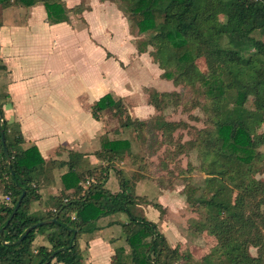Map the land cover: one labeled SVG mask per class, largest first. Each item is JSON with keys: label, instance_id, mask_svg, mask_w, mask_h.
I'll return each mask as SVG.
<instances>
[{"label": "trees", "instance_id": "1", "mask_svg": "<svg viewBox=\"0 0 264 264\" xmlns=\"http://www.w3.org/2000/svg\"><path fill=\"white\" fill-rule=\"evenodd\" d=\"M113 1L128 21L137 51L151 48L160 77L174 86L191 88L193 100L182 111L189 112L200 99L208 101L209 107L201 127L182 119L170 120L164 111L181 105L180 93L146 86L148 103L155 111L148 120L132 117L122 98L110 93L92 104L93 118L98 119L108 108L119 127L134 132L139 142L150 127L159 144L173 145L175 159L187 150L195 152L197 165L188 161L179 168L180 173L188 174L182 192L200 215L193 228L212 235L216 247L192 259L191 264H264V128L256 139L252 136L256 122L264 124V39L252 34L264 29V0ZM37 3L44 6L51 24L69 22L71 12L80 14L85 9L81 4L68 7L64 0H0L2 7ZM201 59L203 65L199 64ZM0 112V128L10 157L7 163L0 136V182L3 194L9 197V201L0 200V264H80V237L92 235L100 217L118 212L128 217L127 222L118 221L128 247L126 252L124 247L116 250L121 253L119 264H178L185 260L156 222L133 211L137 205L151 202L132 191L129 177L115 169L119 190L111 192L105 186L109 169L126 157L138 166L133 173L135 180L146 176L144 157L132 153L128 139L102 137L96 156L104 164L81 173L72 164L73 155L80 153L69 151L65 161L68 170L61 178L72 191L56 195L53 206L42 215L30 213L31 199L40 196L37 182L45 161L35 145L22 147V134L3 118L1 101ZM187 128L191 130L186 134L192 137L182 141V134L176 132ZM165 169L174 174L169 167ZM194 169L203 174L199 183L190 179ZM87 177H94L95 183L83 190L82 181ZM23 191L25 196L10 218ZM152 205L161 213L159 202ZM51 218L55 220L37 226L14 243L28 226ZM37 235L45 242L34 247ZM249 247L256 248V255L250 254Z\"/></svg>", "mask_w": 264, "mask_h": 264}, {"label": "crops", "instance_id": "2", "mask_svg": "<svg viewBox=\"0 0 264 264\" xmlns=\"http://www.w3.org/2000/svg\"><path fill=\"white\" fill-rule=\"evenodd\" d=\"M64 1L68 7L81 4L85 9L80 14L71 12L69 22L51 24L41 3L30 7L16 4L0 6L3 118L20 130L22 147L35 145L45 161V170L37 182L40 196L30 201L29 211L34 215H42L51 208L56 195L72 191V188L64 186L61 178L68 170L65 161L69 160V151L80 153L79 156L73 155L72 164L75 171L81 173L104 164L96 156L102 137L128 139L130 142L123 136L130 131L119 127L110 109H104L98 119L93 118L91 106L95 101L110 93L114 98H122L132 117L148 119L155 113L154 108L145 103L146 114L141 115L132 103V89L136 86H149L159 91L175 89L170 80L159 76L161 70L151 59L149 51H137L128 21L115 1ZM79 26L82 29H77ZM97 35L104 36L105 41ZM115 42L122 45L125 52L115 51ZM70 50L73 51L72 58L68 54ZM95 52H98L97 58L94 57ZM127 52L130 56L125 59ZM102 58L105 66L101 68ZM157 70L159 73L155 77L151 73L155 74ZM263 128V123L256 122L258 135ZM131 144L130 150L136 154ZM133 165L136 164L126 157L116 162L108 175L110 171L115 174V169L125 175L128 169L136 170ZM131 177L132 188L136 183L144 191V178L135 180L133 175ZM108 189L111 192L119 190ZM44 195L52 200L38 205ZM136 207L142 215L147 213L144 204ZM123 214L118 212L100 217L95 235L84 245L79 240L82 250L80 264H112L120 258L121 253L115 251L114 245L124 246L113 232L120 226L118 221L127 222L128 217ZM116 237L118 239L115 240Z\"/></svg>", "mask_w": 264, "mask_h": 264}, {"label": "rangeland", "instance_id": "3", "mask_svg": "<svg viewBox=\"0 0 264 264\" xmlns=\"http://www.w3.org/2000/svg\"><path fill=\"white\" fill-rule=\"evenodd\" d=\"M77 29H82V27L79 26L77 27ZM252 34L259 40L264 39V29H256L252 32ZM97 37L101 41H105L104 36L97 35ZM144 38L145 36L138 39L142 40ZM134 39L136 40V38ZM122 47L123 46L117 42H115L113 45V49L117 52H122ZM150 50L151 48H148L147 51ZM123 52H125V50ZM68 54L70 58L74 56L72 50H70ZM97 56L98 52H95L94 57L97 58ZM129 56V52H127L124 57L125 59H128ZM151 57V59L154 61V57L152 55ZM74 61L75 58L73 59V62ZM199 64L203 65L202 59L199 60ZM100 66L101 68L105 66V64L103 63V58ZM110 68L112 69L111 66ZM158 73L159 72L157 70L155 74H151L157 77ZM1 82L2 80H0V83ZM141 85L143 84L141 83ZM167 86L168 85H164L163 87ZM174 87L181 95V105L177 108H173L170 106L167 107L164 111L165 116L170 120L182 119L188 122L190 125L201 127L203 125L202 121L204 119V112L208 109L209 102L200 99L198 105L194 106L189 112L182 111V107L184 105H190L191 101L193 100V93L191 88L188 86L178 85ZM131 97L132 103L136 106V109L138 111H141V115L144 116L146 114L145 103H148V94L144 90L143 86L134 87L132 89ZM3 99V91L0 89V101ZM248 105L250 104L248 103ZM190 115L194 116L195 119L190 118ZM188 130L191 129L187 128L185 130H178L176 132L177 134H182V141H186L187 139L192 137L190 134H186V131ZM123 136L128 137L130 139V142L132 143L131 146L133 145L132 148H134V151L138 155H142L144 157V173L146 175L144 177V191L140 190L139 186L136 183L133 185L132 191L140 195L144 194V196H146L147 199L151 202L150 204L144 205V209H147V213L144 212L146 216H144L156 222L158 228L160 229V231H163L167 240L172 246H178L180 253L185 256V260H181L180 262H178V264H191L190 261L192 259H198L214 249L216 247L215 238L205 231L200 232L193 228L194 221L200 219V215L199 212L194 211L192 206L189 205L188 202H186L185 195L182 192V189L186 184L188 174L180 173L181 171L179 170V168L185 167L188 161L193 165H197L198 161L196 159L195 152L187 150L185 154H181L177 159H175L171 154L173 145L167 143L159 144L157 142L158 138L156 136V133L150 127H147L144 131V138H142V143L139 142L136 134L132 131H130V133L125 132ZM252 136L255 139L257 138L258 129H254ZM134 137H136V139ZM257 145L260 147L258 143ZM133 167L134 169L138 168L137 165H133ZM165 167H169L171 171L173 170L174 174H167L165 171ZM133 171L128 169L125 173V176L131 177L133 175ZM262 176H264V173L262 174ZM190 177V179L194 183H199L203 178V174L197 169H194L192 170ZM105 185L111 190H116L119 188L118 177L112 171H110ZM42 188L43 186L40 185V190H42ZM2 189V183L0 182V200L4 199L5 201H9V199H6V195L3 194ZM42 199V201L37 202L38 205H40V203L42 204L43 202L49 203L52 200V198L46 195H44ZM154 202H159L161 204V213L152 205V203ZM138 209V207H134L133 211L141 216L142 213ZM118 227V230L114 231L113 234L115 236H118V238L122 240L121 244L128 249L123 239L122 228L121 226ZM94 235L95 233H93L92 235L83 234L79 239L80 243L84 245V242H86L87 239H90V237H93ZM39 236L40 235H37L34 240V247L39 245V243L45 242L44 237L42 236H40L41 238L38 240ZM118 238L116 237L115 240ZM114 246L115 251L120 249V244H116ZM249 252L252 255H256L257 250L255 247H249ZM119 259L115 261V264L120 263Z\"/></svg>", "mask_w": 264, "mask_h": 264}, {"label": "water", "instance_id": "4", "mask_svg": "<svg viewBox=\"0 0 264 264\" xmlns=\"http://www.w3.org/2000/svg\"><path fill=\"white\" fill-rule=\"evenodd\" d=\"M1 120H2V115H1V112H0V124H1ZM0 136H1V142H2V145H3V151H4V154H5V157H6V161L7 163H10V157H9V154H8V150L5 146V139H4V133H3V129L0 128ZM25 196V191H23L19 197V199L17 200V202L15 203L14 207H13V210H12V213L10 215V218L13 216V214L16 212V210L18 209L19 205H20V202L22 200V198ZM55 219L51 218V219H44V220H41V221H38L30 226H28L24 233L17 239L14 241V243H19L25 236L26 234L36 228L37 226H40V225H43V224H47V223H50V222H53ZM53 254L50 255V258H52ZM46 264V263H44Z\"/></svg>", "mask_w": 264, "mask_h": 264}, {"label": "built area", "instance_id": "5", "mask_svg": "<svg viewBox=\"0 0 264 264\" xmlns=\"http://www.w3.org/2000/svg\"><path fill=\"white\" fill-rule=\"evenodd\" d=\"M95 183V178L94 177H87L84 179V181H82V188L83 190L87 189V187L92 184ZM6 199H9L8 196H6Z\"/></svg>", "mask_w": 264, "mask_h": 264}]
</instances>
